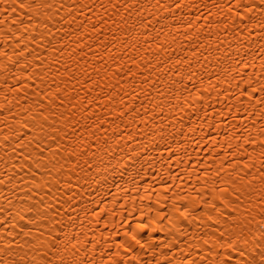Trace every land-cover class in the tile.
<instances>
[{"label": "bare ground", "instance_id": "bare-ground-1", "mask_svg": "<svg viewBox=\"0 0 264 264\" xmlns=\"http://www.w3.org/2000/svg\"><path fill=\"white\" fill-rule=\"evenodd\" d=\"M18 3L0 264H264V0Z\"/></svg>", "mask_w": 264, "mask_h": 264}, {"label": "snow or ice", "instance_id": "snow-or-ice-1", "mask_svg": "<svg viewBox=\"0 0 264 264\" xmlns=\"http://www.w3.org/2000/svg\"><path fill=\"white\" fill-rule=\"evenodd\" d=\"M13 3L16 4V0H13ZM16 6H18L19 8H28V7H31V5L24 4L23 3V0H19L18 5H16ZM12 11L15 12L16 11V7H13ZM13 21L15 22V17H13ZM0 23H2V21H0Z\"/></svg>", "mask_w": 264, "mask_h": 264}]
</instances>
